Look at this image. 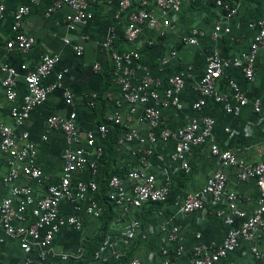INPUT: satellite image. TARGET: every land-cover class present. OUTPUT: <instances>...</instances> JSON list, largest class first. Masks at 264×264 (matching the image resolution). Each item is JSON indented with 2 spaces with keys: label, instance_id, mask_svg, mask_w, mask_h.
<instances>
[{
  "label": "crops",
  "instance_id": "0c3cea01",
  "mask_svg": "<svg viewBox=\"0 0 264 264\" xmlns=\"http://www.w3.org/2000/svg\"><path fill=\"white\" fill-rule=\"evenodd\" d=\"M56 1L58 0H38L36 4H32L31 0H0V4L6 7L5 17L0 22V58L4 65L19 70L21 65L26 64L29 70H33L39 65L42 55H59L60 63L44 84L56 83L57 76L63 74L64 87L74 94L73 103L68 106L62 89H57L45 104L32 112L22 126H17L11 110L13 105L22 103L26 94L24 74L20 73L17 80L18 96L15 102L8 100L5 89L0 85V124L14 129L20 144L26 143L23 135L28 134L27 141L36 145L37 164L43 175L41 181L25 175H21L17 181L18 185L31 187L36 199L43 198L48 187L58 186L63 178V154L68 148L67 138L63 130L48 128L50 116L69 117L71 113H76L79 143L72 147L77 149L86 147L88 133H93L97 144L104 148L99 136V126L104 125L103 120L116 110L125 118L130 114L129 104L123 103L117 108L116 100L106 97L107 93H112L115 99L122 98L120 88L114 85L113 74L106 78L114 69L111 57L113 51L118 53L138 51L141 69H134L131 80L137 84L146 72L150 73L160 80V84L154 90L162 99L165 98L168 80L183 75L185 88L179 94L182 109L178 110L173 106L161 109L167 129L175 131L192 120L210 117L216 121L213 143L221 150L234 151L247 164L256 165L264 162V51L257 54L253 81L245 77L241 68L230 67L216 83L217 92L233 107L238 103L230 84L234 81L238 85L249 100L246 106L241 107L240 114L228 113L225 105L214 98L207 100L201 113L194 109L200 97L197 85L210 57L217 52L224 60L233 61L243 59V55L250 53L258 34V29L251 25L264 20L262 0H225L231 9H237L231 18H227L229 11L217 5L218 0H182L180 11L171 12L166 17L156 5V0H149V4L144 8L158 18V23L154 29L144 27L135 42L129 41L126 36L131 11L122 12L117 17L121 0H100L97 4L91 5V18L78 24L74 31L68 28L65 21L66 16L72 12L70 8L64 7L51 16L46 15L48 8ZM23 6L31 7L32 12L25 17L20 32L33 36L36 40L35 46L27 54L19 49L7 48V43L15 36L12 28L14 15ZM133 6L134 11L143 9L140 0H133ZM166 22L169 23L168 26H165ZM219 25H222L223 29L216 34V27ZM195 30H200L204 35L197 38V44L192 45L188 41L193 37ZM114 32L117 34V40L110 48H106L104 43ZM66 39L70 40V44H66ZM79 45L84 46L81 55L75 50ZM96 64L102 67L99 73L94 71ZM2 77L3 74L0 78ZM99 93H103L102 102L97 101ZM93 94L98 97L93 99ZM257 101L261 104L260 112H256L255 109ZM151 105L153 104L150 102L148 106ZM146 108L147 105L138 106L129 124L130 129L139 131L144 137L149 132V126L140 123L139 118ZM123 128L127 133L126 127ZM176 144V141L166 143L158 141L153 145L151 155L140 154L139 149L144 147L135 141L123 146L118 143L114 145L112 159H109V153L105 156L108 172L104 174V179L110 180L112 176L123 178L127 191L131 193L137 182L128 179V173L143 170L155 175L156 183L160 187L168 180L172 195L165 203H148L142 207H132L128 212L116 206L106 196L113 207V218L108 219L109 223L106 225L102 221L105 212L100 219L86 214L87 201L63 202L60 205L61 213L65 216H78L84 226L81 230L73 227L63 229L47 252L44 264L85 262L89 247L102 236H105L104 241L117 243L123 261L138 259L144 264H163L166 258L170 264H191L196 246L200 244L212 248L220 246L228 231L243 221L237 218L234 226H228L224 216L218 215L219 212L225 215L229 213V203L226 200L217 205L209 202L205 209L192 214L182 213L181 208L186 198L202 189L208 178L218 170H222L227 176L228 190L239 197L238 209L248 215L258 206L260 190L253 180L241 181L237 169L222 167L219 159L212 156L210 144L196 148L190 158V169L181 172L177 168L178 165L171 161ZM103 164L104 162L101 163L102 166ZM8 172L9 155L0 154V186L2 178ZM100 176V170L96 176H93L90 170H79L72 174L71 182L75 185L81 181L96 180L99 185L96 198L101 192L100 185L103 182ZM107 185L105 191L108 195ZM8 195L9 189L1 186L0 204ZM28 217L29 223L34 220L30 210ZM133 221H139L141 227L137 236L129 239L123 233ZM175 228L179 229V241L173 243L169 237ZM259 245L264 249V238L259 241ZM251 246L252 243L241 241L239 247L229 254L228 261L233 264H264L254 257ZM101 248L102 245L97 251ZM180 248L182 250L179 253ZM43 252L45 251L35 245L31 253L26 254L18 239H7L1 247L0 257L4 264H40ZM106 252L104 251L105 254ZM59 254H68L70 258L64 261ZM89 264L104 263L93 257ZM108 264L117 262L112 260Z\"/></svg>",
  "mask_w": 264,
  "mask_h": 264
},
{
  "label": "built area",
  "instance_id": "2783aa9c",
  "mask_svg": "<svg viewBox=\"0 0 264 264\" xmlns=\"http://www.w3.org/2000/svg\"><path fill=\"white\" fill-rule=\"evenodd\" d=\"M100 0H58L53 3L47 11V16L64 7L71 9V13L66 16L65 21L71 31L76 30L78 24L91 18L90 6L97 4ZM205 1V0H202ZM264 2V0H262ZM38 0H31L36 4ZM156 5L166 17L169 13H178L182 6V0H156ZM149 0H140L143 9L139 11L132 10L133 0H121L119 2V12L131 11L129 13V24L126 30L127 39L135 42L141 35L144 27L154 29L158 23V18L151 12L145 10ZM217 5L229 11L227 18L233 17L237 9H231V6L225 0H218ZM5 5L0 4V22L5 17ZM32 12L29 6L20 7L14 15L13 31L15 36L7 43L9 49H19L22 53H29L36 44L33 36L20 32L22 23ZM223 25V23H221ZM169 23L166 22L165 26ZM222 25L216 27V34L222 29ZM258 29V34L252 45L249 54L243 55V59L233 61L224 60L219 53H214L206 66L205 72L197 85L199 99L194 105L197 112H202L209 98H214L217 102L223 103L228 113L240 114L242 106H246L249 100L241 92L238 85L232 81L231 89L234 92L238 103L235 107L231 106L227 99L220 95L216 90V83L219 81L226 69L230 67L241 68L245 77L249 81L255 78L256 57L259 51H264V20L251 25ZM204 33L200 30L193 32V37L189 39V44H197L198 37ZM85 39V38H84ZM117 40V34L114 32L104 43L106 48H110ZM70 44V40H65ZM78 55L84 51V46L79 45L75 48ZM175 55V54H173ZM114 85L121 90V99H115L112 93H107L106 97L110 100H116L117 108L123 103L130 105V114L123 117L119 111H115L106 117V122L125 126L127 133L119 140L120 146L130 142H137L143 145L144 149H139V153L145 155L152 154V147L158 141L169 142L176 141V148L171 156L173 164L181 172L190 169V158L196 148L210 144V151L213 157L219 159L222 167L235 168L238 171V177L241 181H255L260 190L257 208L248 215L245 211L238 209L237 202L239 197L236 193L228 190L227 176L222 170L213 173L207 180L206 185L199 191L190 194L181 208L182 213L192 214L205 209V206L212 202L214 205L226 200L229 203V213H218L224 216V221L228 226H234L236 219L243 222L236 227H232L222 244L218 247H208L198 245L195 247L192 255L191 264H233L228 261L229 254L234 252L241 241L252 243L251 250L254 257L264 262V249H261L259 241L264 238V162L256 165L247 164L239 158V155L231 150H221L213 143V133L216 121L210 117L195 119L183 127L172 131L166 128L161 109L171 106L182 109L179 100V94L185 88V79L183 75L171 77L168 80L165 91V98L154 90L160 84V80L154 78L146 72L141 81L134 84L131 80L134 69H141L139 64L140 54L138 51H129L127 53L112 52ZM59 55H42L39 65L29 70L26 64L20 66V69L4 65L0 58V85L5 89L9 101L15 102L17 99L18 77L20 73L24 74L26 85V94L23 96L22 103L13 105L11 110L12 118L17 126H22L29 119L32 112L40 105L45 104L50 96L57 90L62 89L65 102L68 106L72 105L74 94L70 89L63 85V74L57 76L56 83L44 84V81L52 74L60 63ZM167 61H164L166 64ZM102 67L99 64L94 65L95 73L101 72ZM98 95L93 94V99ZM153 105L148 106L149 103ZM146 106L144 114L139 118L140 123H146L149 126V132L144 137L139 131L130 129V121L137 111L138 106ZM256 112L261 111L259 101L255 103ZM77 115L71 113L69 117L58 115L50 116L48 119L49 129H61L66 134L68 148L64 151V169L63 178L58 186H50L43 198L36 199L32 189L29 186L18 185L17 181L21 175L37 180L42 179V171L37 164L36 145L28 142V134H24L26 141L24 145L19 143V139L14 129L5 124H0V154L9 155V172L2 178V188L9 189V195L6 196L0 204V253L1 247L7 239L20 241V246L26 254L31 253L34 246H39L45 252L41 255V263L44 264L47 259V252L53 244L56 236L65 228L73 227L81 230L84 226L83 221L78 216H65L60 211V205L66 201H87L85 212L87 215L99 219L103 214V207L95 198L99 190L96 180L87 182H78L72 184V174L79 170H90L93 176L98 174V163L104 155V149L97 144L93 133H88L86 147L73 149V145L79 143L77 132ZM229 132V130H227ZM108 134L107 126H99V136L101 140L106 139ZM46 140L47 137H44ZM92 151V152H90ZM146 161V158H145ZM145 164V163H144ZM167 174V171L165 170ZM128 179L136 181L133 191L130 193L125 187V180L119 176H113L109 181L108 197L116 206L124 208L125 212L130 211L132 207H142L145 204L165 203L170 197V182L167 180L164 186H158L156 176L148 174L143 170H134L128 173ZM0 186V188H1ZM81 208H78L80 210ZM28 210L31 211L33 221L28 217ZM29 223V224H28ZM140 222L133 221L125 228L123 235L129 239L137 236L140 230ZM179 229L175 228L170 234V242L179 241ZM179 249V253L181 252ZM104 251H107L106 254ZM168 254V251H165ZM64 261L70 257L68 254H59ZM95 259L104 264L112 260L117 264H144L138 259L123 261L117 249V243L105 240L102 248L95 253ZM31 261H29L30 263ZM0 264H4L0 257ZM163 264H170L168 258Z\"/></svg>",
  "mask_w": 264,
  "mask_h": 264
},
{
  "label": "trees",
  "instance_id": "16d2710c",
  "mask_svg": "<svg viewBox=\"0 0 264 264\" xmlns=\"http://www.w3.org/2000/svg\"><path fill=\"white\" fill-rule=\"evenodd\" d=\"M132 10H135L134 6L132 7ZM121 41V38H120ZM113 71L111 70V75H106V78L112 76ZM103 97V93H99V97L97 99V101H103L102 99ZM102 124H105L108 127V131H110V133H113L112 135L110 133L107 134L106 139L101 140V142L104 144V148L105 152L104 155L102 156V158L100 159L99 162V166H98V170H100L101 173V181L102 184L100 185V190L101 192L97 195L96 199L98 200L99 204L104 207L103 208V214L105 212V216L104 218H102V221L104 222V225L108 224V219L112 220L113 218V207L111 205V203L108 201V198L106 196L107 195V191H105L106 189V184L107 188L109 186V181L110 180H106L104 179V174H106L108 172V168L107 166V162H105V156L107 153H109V159H112L111 155L114 153V145H116L119 141V139L121 138L122 135H124L126 133V130L123 128V126L121 125H115V124H111V123H107L106 119L103 120ZM103 166L101 165V163H103ZM113 177V176H112ZM111 177V178H112ZM170 195H172V193H170ZM105 210V211H104ZM100 219V218H99ZM105 239V236H102L101 238H98L97 241L94 243V245H92L91 247H89L88 253L86 254V260L85 262L80 261V262H68L66 264H89V261L95 256V253L97 252V249L103 244Z\"/></svg>",
  "mask_w": 264,
  "mask_h": 264
}]
</instances>
